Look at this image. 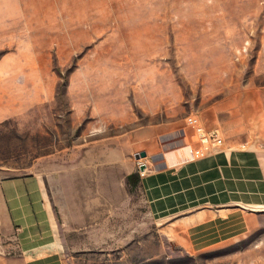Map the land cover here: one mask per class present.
Wrapping results in <instances>:
<instances>
[{"label":"rangeland","instance_id":"1","mask_svg":"<svg viewBox=\"0 0 264 264\" xmlns=\"http://www.w3.org/2000/svg\"><path fill=\"white\" fill-rule=\"evenodd\" d=\"M1 89L23 105L0 121V176L90 181L64 264H264V199L222 224L158 216L135 158L196 146L191 114L264 133V0H0Z\"/></svg>","mask_w":264,"mask_h":264},{"label":"crops","instance_id":"2","mask_svg":"<svg viewBox=\"0 0 264 264\" xmlns=\"http://www.w3.org/2000/svg\"><path fill=\"white\" fill-rule=\"evenodd\" d=\"M0 92L6 96L8 90ZM22 105L1 99L0 121L16 114ZM216 123L224 125L222 137L229 143L207 158L186 161V147L164 153L158 144L147 145L153 163L142 178V187L153 214L164 217L199 206L202 209L198 214H190L189 218L198 217L201 224L212 219L222 224L224 216L238 210L232 205L244 207L255 204V199H264V190L253 184L264 182L262 174L254 170L264 168V151L259 147L264 133H246L249 125L245 117L237 119L236 131L232 119ZM89 182L87 176L75 174L72 169L53 175L40 172L0 176V264H64L66 231L70 230L67 225L80 221L79 210L69 214L65 206L80 205L81 191L84 186L89 188Z\"/></svg>","mask_w":264,"mask_h":264},{"label":"built area","instance_id":"3","mask_svg":"<svg viewBox=\"0 0 264 264\" xmlns=\"http://www.w3.org/2000/svg\"><path fill=\"white\" fill-rule=\"evenodd\" d=\"M186 126L193 127L194 129V136L197 138L198 144L196 146H192V144L187 143L182 147H186L188 152L186 154V161H194L203 158H207L210 156L213 151L217 150L218 148L224 145V139L218 129H210L205 130L202 126L201 120L196 115H188L185 119ZM183 129V135L186 136V128ZM141 160V159H140ZM138 160V168L142 164H146V168L144 170H140L139 173L141 177L146 176L148 172V164L145 162H140Z\"/></svg>","mask_w":264,"mask_h":264},{"label":"water","instance_id":"4","mask_svg":"<svg viewBox=\"0 0 264 264\" xmlns=\"http://www.w3.org/2000/svg\"><path fill=\"white\" fill-rule=\"evenodd\" d=\"M147 156H148V154H147L146 151H142V152H140V153H136V154H135V158H136L137 160H140V159L145 158V157H147ZM139 168H140V170H144V169L146 168V164H142Z\"/></svg>","mask_w":264,"mask_h":264},{"label":"trees","instance_id":"5","mask_svg":"<svg viewBox=\"0 0 264 264\" xmlns=\"http://www.w3.org/2000/svg\"><path fill=\"white\" fill-rule=\"evenodd\" d=\"M134 176H135V174H131V175H129V176H128V181L131 180V178H133ZM137 180H138V175H137V179H136V181H137Z\"/></svg>","mask_w":264,"mask_h":264},{"label":"bare ground","instance_id":"6","mask_svg":"<svg viewBox=\"0 0 264 264\" xmlns=\"http://www.w3.org/2000/svg\"><path fill=\"white\" fill-rule=\"evenodd\" d=\"M187 149V148H186ZM187 152H188V149H187ZM186 158V156L184 157V159ZM183 161V160H182ZM140 162H142L141 160H140Z\"/></svg>","mask_w":264,"mask_h":264}]
</instances>
